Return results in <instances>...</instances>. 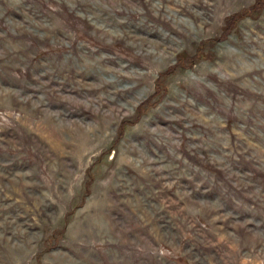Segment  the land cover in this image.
Instances as JSON below:
<instances>
[{"label": "rangeland", "instance_id": "1", "mask_svg": "<svg viewBox=\"0 0 264 264\" xmlns=\"http://www.w3.org/2000/svg\"><path fill=\"white\" fill-rule=\"evenodd\" d=\"M0 264H264V0H0Z\"/></svg>", "mask_w": 264, "mask_h": 264}]
</instances>
